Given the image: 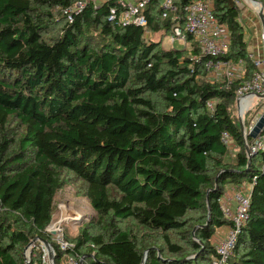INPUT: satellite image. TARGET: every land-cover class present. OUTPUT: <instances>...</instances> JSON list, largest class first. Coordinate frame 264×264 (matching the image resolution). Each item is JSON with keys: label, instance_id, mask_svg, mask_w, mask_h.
Returning <instances> with one entry per match:
<instances>
[{"label": "trees", "instance_id": "1", "mask_svg": "<svg viewBox=\"0 0 264 264\" xmlns=\"http://www.w3.org/2000/svg\"><path fill=\"white\" fill-rule=\"evenodd\" d=\"M76 1L0 0V264H43L26 260L32 239L48 241L60 263L64 253L47 229L65 170L86 183V197L108 227L92 234L85 226L72 257L142 264L143 251L117 226L134 219L163 234L178 255L160 258L149 247L146 264H212L213 239L230 225L226 187L247 180L248 220L229 264H264V151L248 157L238 117L237 91L255 70L238 0H214L231 34L224 59L245 67V78L233 84L204 80L206 58H198L192 35L189 54L165 50L147 41L143 28L111 23L109 3L88 5L70 20L64 12ZM192 1L173 0L177 14L184 18ZM55 11L62 14L61 32L47 40ZM162 12L161 0L148 8L150 28L165 31L163 43L173 22ZM234 146L240 152L231 165L226 158ZM192 212L201 215L190 226ZM170 231L185 234L190 251L173 244Z\"/></svg>", "mask_w": 264, "mask_h": 264}, {"label": "built area", "instance_id": "2", "mask_svg": "<svg viewBox=\"0 0 264 264\" xmlns=\"http://www.w3.org/2000/svg\"><path fill=\"white\" fill-rule=\"evenodd\" d=\"M158 0H77L70 6L64 14L70 20L75 14L81 13L88 5H93L94 8H100L102 5L109 3L110 10L108 20L117 27H125L128 25H136L143 28L144 37L147 41L157 42L163 36L165 31H153L150 28L148 17V8ZM250 1V0H247ZM260 10H264L262 1L257 0ZM253 3V2H252ZM162 17L168 19L171 17L173 25L171 33L165 36L170 37L168 45L178 43L187 45V34L193 36L194 41L199 45L201 56L206 61L204 62L205 70L208 73L209 81L212 83L233 84L237 80L245 78V67L243 62L234 63L224 59L231 47V34L226 25L221 23L215 15L214 0H194L185 8V17L177 14V6L173 4V0H161ZM182 20L183 26L181 24ZM164 38V39H165ZM164 41V40H163ZM190 46V45H189ZM195 56L194 58H196ZM255 70L250 80L245 81L237 91L238 115L244 124L245 144L250 155L264 151V132L258 135L257 138L249 141V134L257 126L260 119L264 116V59L261 57L255 58ZM261 104V108L257 114H254L249 120V125L246 123V117L254 110L255 106ZM210 109H213L214 103L208 104ZM223 140L228 146H232L233 140L224 135ZM250 188L246 193L237 195L238 206L235 210L224 206V216L230 221V225L226 232L217 233L213 239L216 248V255L213 258L212 264H229V260L237 244L238 236L242 228L248 220V211L250 208ZM224 203V202H223ZM49 233L51 230L47 229ZM58 234V247L64 253L61 257L60 264H85V258L78 259L70 255V251L75 248L74 244H70L67 240L61 239L62 228L58 227L55 235ZM54 235V236H55ZM52 247V246H51ZM56 262V252L52 247ZM94 255H92L93 257ZM44 257L45 264H55L53 260Z\"/></svg>", "mask_w": 264, "mask_h": 264}, {"label": "rangeland", "instance_id": "3", "mask_svg": "<svg viewBox=\"0 0 264 264\" xmlns=\"http://www.w3.org/2000/svg\"><path fill=\"white\" fill-rule=\"evenodd\" d=\"M238 3L241 10L240 22L245 31L246 42L248 44V53L253 59L258 57L264 59V28L260 15L261 10L258 11L255 4L251 1L238 0ZM262 11L264 14L263 8ZM54 15L55 20L56 18L57 20L55 21V25H53V29L44 34V38L47 40L56 37L61 32V26L58 23L61 20L62 14H60V12L58 11H55ZM94 34L96 36H99L97 33ZM160 40L162 41V37L160 38ZM160 40L158 41L157 38V42L160 43L161 48L165 50L182 49L186 54H189L192 50L189 44L188 46L185 44L180 45L178 43H174L172 46L168 45L167 43L170 40V37L165 38L163 43ZM203 76L204 80L205 78H208L209 80L208 75ZM260 108L261 107L259 105L255 106L254 110H252L249 115L245 117L251 120L252 117L254 118V114H257L259 112ZM235 110L234 114L236 112ZM11 127L12 129H14L15 134H20V136L24 135V128L18 120H12ZM239 152L240 147L234 146L232 148L231 154L226 158V161L231 165H235V157ZM62 180V187L59 189L55 197L52 223L48 228L49 230H51V232H53L49 233L51 234V236H53L51 241L58 245L57 236L60 232L55 235L58 227L62 228L61 239L67 240L70 244H74L75 239L79 236L85 226L92 227V234H101L103 230H106L108 227L105 225V221H102V218L92 207L89 199L86 197V183L76 174L67 170L63 171ZM248 188L249 182L247 180H243L242 182L233 185V187L230 185L227 186L225 197L222 200V202H224V206L235 210L238 206L237 195H239L240 193L244 194V192L246 193ZM200 215V212L190 213L187 218L188 225L192 226L195 223V219ZM117 226L121 231H125L130 234V236L143 251L144 255L146 254L147 248L155 247L157 248L156 253L164 259L178 258V255L169 252L163 234L151 232L145 229L134 219L117 220ZM167 235L169 236L173 244L178 245L185 252L190 251L189 247L183 240L182 235L185 234H181L178 231H170L169 233H167ZM30 244H32L31 247L29 249L26 248V260L30 262L32 260H38L39 258L40 260H42L43 264H45L44 257L47 256L46 258L48 259L49 255V250L47 249L45 244L41 240L37 239H32ZM85 252L88 253V249H85ZM84 263L87 264V260H85Z\"/></svg>", "mask_w": 264, "mask_h": 264}, {"label": "water", "instance_id": "4", "mask_svg": "<svg viewBox=\"0 0 264 264\" xmlns=\"http://www.w3.org/2000/svg\"><path fill=\"white\" fill-rule=\"evenodd\" d=\"M251 2H253V3H257L258 1L257 0H250ZM261 12V19H262V25H263V28H264V14H263V11L261 10L260 11ZM264 97V96H263ZM240 125H241V129H242V131L244 132V124H243V122L240 120ZM264 132V116L260 119V121L258 122V124H257V126L254 128V130L249 134V136L251 137V138H253V139H255V138H257L258 137V135H260V134H262ZM247 153H248V157L249 158H251L252 157V155H250V153L248 152V150H247ZM38 240V239H37ZM44 244H45V246L47 247V249L49 250V256H50V259L51 260H53L54 261V263H55V256H54V254H53V250H52V247H51V245L49 244V242L48 241H46V240H41ZM31 245L32 244H29L28 246H27V249H29L30 247H31ZM148 253H149V251H147L146 252V254H145V256H144V258H143V263L142 264H146V262H147V260H148ZM160 258H162V257H160ZM186 262L187 261H191V258H188V259H186L185 260ZM56 264V263H55Z\"/></svg>", "mask_w": 264, "mask_h": 264}, {"label": "crops", "instance_id": "5", "mask_svg": "<svg viewBox=\"0 0 264 264\" xmlns=\"http://www.w3.org/2000/svg\"><path fill=\"white\" fill-rule=\"evenodd\" d=\"M229 185L233 187L234 184H229ZM229 185H227V186H229ZM235 188H236V187H235ZM235 188H233V189H235ZM226 190H227V187H226ZM224 229H226V228H223V230H224Z\"/></svg>", "mask_w": 264, "mask_h": 264}, {"label": "bare ground", "instance_id": "6", "mask_svg": "<svg viewBox=\"0 0 264 264\" xmlns=\"http://www.w3.org/2000/svg\"><path fill=\"white\" fill-rule=\"evenodd\" d=\"M255 6H256L257 10H258V11H260V8H259V6H258L257 4H255Z\"/></svg>", "mask_w": 264, "mask_h": 264}]
</instances>
